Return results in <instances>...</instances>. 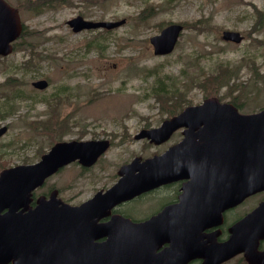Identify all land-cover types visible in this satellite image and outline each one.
Instances as JSON below:
<instances>
[{"label":"rangeland","instance_id":"374dc122","mask_svg":"<svg viewBox=\"0 0 264 264\" xmlns=\"http://www.w3.org/2000/svg\"><path fill=\"white\" fill-rule=\"evenodd\" d=\"M7 1L19 7L25 33L0 58V127H6L0 169L34 163L53 143L78 135L112 140L96 165L64 167L38 193L55 188L76 205L107 189L120 165L160 150L133 138L141 127L156 126L206 97L236 103L242 113L264 107V0H65L37 14L27 0ZM77 15L125 24L74 33L66 22ZM171 23L185 25L179 41L170 54L154 55L149 38ZM224 30L240 32L244 40L225 42ZM95 38L102 50L87 46ZM37 80L48 87L33 88ZM157 82L168 93L156 97L151 88ZM152 201L141 197L123 209L141 217L156 208ZM249 202L240 210L251 208L254 200ZM240 262L236 257L226 264Z\"/></svg>","mask_w":264,"mask_h":264},{"label":"water","instance_id":"95a60500","mask_svg":"<svg viewBox=\"0 0 264 264\" xmlns=\"http://www.w3.org/2000/svg\"><path fill=\"white\" fill-rule=\"evenodd\" d=\"M123 22L94 23L78 16L68 24L78 32L98 27L111 29ZM20 30L17 11L0 0V55L11 52L10 42ZM180 30V26L171 25L151 38L154 52H170ZM222 38L234 42L241 40L240 34L232 31H224ZM33 85L41 89L46 82L39 81ZM175 119H187L186 122H178L177 126L191 129L184 142L176 147L177 153L164 154L142 164L134 161L121 172L123 177L111 189L78 206L60 202L55 198V192L48 200L39 199L33 209L28 205L31 191L58 168L75 159L86 166L95 161L98 151L92 154L89 143H56L39 162L2 170L0 264H186L197 257L203 259L202 264H217L240 252H244L249 264H264V253L256 250L258 240L264 236V202L236 223L229 239L217 247L195 245L193 237L189 243L181 220L168 218L166 210L141 223L119 216L105 223L99 222L111 206L176 178L178 172L212 166V159H200L203 152L198 153L196 148H190L188 156L183 155V144L196 139L207 142L214 136L226 139V130L228 140L233 143L230 162L234 184L230 205L263 188L264 110L240 115L232 105L221 104L213 97L204 100L201 106L185 108ZM231 119L239 121L232 123ZM201 126V130L196 132ZM237 128H243V131L235 130ZM4 131L5 128H1L0 135ZM102 238L105 239L99 241ZM165 242L170 246L156 252Z\"/></svg>","mask_w":264,"mask_h":264},{"label":"flooded vegetation","instance_id":"af4514ba","mask_svg":"<svg viewBox=\"0 0 264 264\" xmlns=\"http://www.w3.org/2000/svg\"><path fill=\"white\" fill-rule=\"evenodd\" d=\"M157 121H158V125L150 126V125L146 124L143 127H141L139 129V131H141L142 129H155L158 126H160L161 124H163L164 122L168 121V118H160ZM185 130H186V128H178V129L172 131L169 138H167L166 140L160 141L159 144H155L154 142H150L149 140H144V143L146 145H150L153 147H160V150L151 152L146 157H151L154 155L161 154V153L165 152L167 149L171 148L172 146H175L177 143H179L182 140L183 132ZM79 136L80 135H78V137H76L75 139H79ZM80 139H85V138L82 136ZM91 139H96V140L108 139L109 148L112 146V140L109 136L108 137L107 136H101L99 138L91 137ZM81 168L83 170L88 169V167H81ZM188 180H189V178H181V179H177L174 181L167 182V183L162 184V185H160L154 189L149 190L148 192H146L144 194H140L139 196H136L133 199L135 200L139 197L147 196V197H149V199L151 201L153 200L152 204L154 202L157 203V206L155 209H152L150 211L148 210L147 217H149L151 215L158 213L164 207L178 202L179 197L184 192V186ZM39 194H44V193H39ZM35 195H36V192L33 193V196H35ZM254 196H257V194ZM258 197H259V200L264 199V191L261 193H258ZM124 203H121V204L115 206L111 210V214L118 213V214H121L123 216L130 217V218H133L136 220L145 218V216L134 218L131 215H127L125 213L124 209H122V205ZM214 203L216 206V202H214ZM242 205H243V202L237 206L223 209L220 213V219L219 220L216 219V224L205 229L204 233L205 234H214L216 241H218V242L224 241L228 236V229L230 228V226L233 223H235L237 220H239L245 214L246 211L240 210ZM258 249L264 250V239L259 242ZM193 264H197V263L195 262Z\"/></svg>","mask_w":264,"mask_h":264},{"label":"trees","instance_id":"16d2710c","mask_svg":"<svg viewBox=\"0 0 264 264\" xmlns=\"http://www.w3.org/2000/svg\"><path fill=\"white\" fill-rule=\"evenodd\" d=\"M65 0H27V3L29 5V8L34 11L35 13H39L42 10H44L45 7H50V6H59L63 4ZM143 14V12H141ZM98 38L93 39L92 41L89 42L88 46L91 45H96L100 48L102 46L99 44V41H97ZM159 80V79H158ZM157 80V81H158ZM221 80V79H220ZM152 93H154L157 96L163 95L168 93L167 90L165 89L164 83H156L154 87L151 88ZM165 103V97L162 99V107H166Z\"/></svg>","mask_w":264,"mask_h":264}]
</instances>
